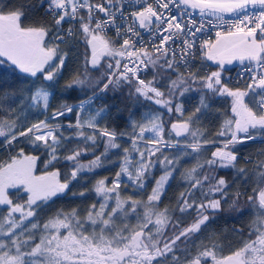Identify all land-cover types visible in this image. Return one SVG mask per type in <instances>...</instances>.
Returning a JSON list of instances; mask_svg holds the SVG:
<instances>
[{
    "label": "snow or ice",
    "instance_id": "6c2138e0",
    "mask_svg": "<svg viewBox=\"0 0 264 264\" xmlns=\"http://www.w3.org/2000/svg\"><path fill=\"white\" fill-rule=\"evenodd\" d=\"M117 95L148 109L130 131L103 123ZM213 97L230 98V115L209 136ZM0 113V264H264V0H0ZM250 144L262 147L245 155ZM185 158L195 166L178 172ZM174 174L183 189L161 210ZM69 196L96 202L40 216ZM225 211L255 216L227 254L197 243Z\"/></svg>",
    "mask_w": 264,
    "mask_h": 264
},
{
    "label": "trees",
    "instance_id": "16d2710c",
    "mask_svg": "<svg viewBox=\"0 0 264 264\" xmlns=\"http://www.w3.org/2000/svg\"><path fill=\"white\" fill-rule=\"evenodd\" d=\"M5 2H8V0H5ZM33 3H35V0H32ZM39 12V9H37ZM113 38V37H109ZM84 47L83 44H79L76 47L73 48L74 52H83ZM197 67L200 69V71L203 73L207 70H215L216 67H212L208 61H197ZM95 75V74H94ZM228 75V72L224 74V77ZM7 79H11L10 77ZM236 84L229 83L230 87L235 86ZM84 95L77 90L76 92L72 93L71 98H65L66 102L69 104H75L78 103L77 97L84 98ZM184 107L187 110V112H190L198 103H199V93L197 92H191L186 94L184 97ZM111 103L112 101L109 99L108 101ZM10 103V101H5V104ZM57 104L59 101L56 102ZM100 101H97L96 104L99 105ZM116 104L118 105L120 112L117 113L116 107H113L111 110V115L107 117L103 123H107L110 127L114 128L117 132H123V131H130L129 128V116L130 114H134V118L136 121H141L143 118L144 113L148 110L144 105H137L134 104L131 101H128L127 99H124L123 102L120 101L119 96L117 95ZM163 111V109H161ZM224 113H228L230 115V98L227 97H213L211 102V109L202 116L199 124L202 128V130L205 132L206 135L214 134L216 131L219 130V126L222 123V120L225 118L223 115ZM0 115H4V113H0ZM64 120V118H61ZM68 119L75 122V117L71 114L69 115ZM164 120H171L175 119V117H168L165 115L163 117ZM67 122L66 120L64 121ZM67 135V133H66ZM120 143L122 146L127 147V141L121 140ZM262 146L259 144H250L249 146L245 147L244 153L247 155L248 153H256L259 151V149ZM102 145L97 149V154L102 151ZM28 151V149H26ZM114 152L117 150H113ZM8 153H6L3 150H0V161L6 160L8 158ZM92 157L91 155L84 157L82 162L87 163L88 160H90ZM113 160H116L117 157L115 155L112 156ZM181 165L183 166L182 169H178V172L183 169H189L191 167L195 166V160L192 158H185L181 160ZM250 167V165H249ZM39 171H43V166H38ZM119 169L115 166V164H110L106 168L98 169L97 171L100 173V175L97 177L103 178L104 176L109 177L111 179L114 175L115 171H118ZM230 170H223L221 174L228 173ZM175 175V174H174ZM170 187L166 189V196L162 197V202L159 205V208L163 210L165 207L169 208H175V198L178 196L179 192L183 189V182L180 179L179 175H175L174 180H170L169 182ZM89 187H91V184H89ZM123 188V185H122ZM75 190V189H74ZM14 191V190H10ZM150 191V188L149 190ZM147 192H142L139 194V196L134 195V193L129 192L128 190H123L121 192V196L123 198H127L129 195H133V198L135 199H146ZM13 199H16L14 196ZM96 202L95 198L90 199H73L72 197H65L62 199L56 200L54 204L51 205L50 208H46L44 211L40 213V216L42 218H46L47 216H51L54 214V212L58 209H64V210H70L71 208H87L90 204ZM255 219V216L252 212H249L248 214L240 217L236 213H230L228 211L223 212L220 216L217 217L216 222L211 225L209 229L199 234V239L197 240V243H200L201 241L204 243L211 242H218L221 247H224L225 254L228 253V243L229 241L235 242L237 237L235 234L232 233L231 229L233 227L241 228L243 227L245 231L248 230V225L251 224L252 220ZM186 222H191L190 217L185 218ZM131 223H135V220L132 219L130 221ZM227 237V239H225Z\"/></svg>",
    "mask_w": 264,
    "mask_h": 264
},
{
    "label": "built area",
    "instance_id": "2783aa9c",
    "mask_svg": "<svg viewBox=\"0 0 264 264\" xmlns=\"http://www.w3.org/2000/svg\"><path fill=\"white\" fill-rule=\"evenodd\" d=\"M142 34L144 35L145 39H148V33L143 32ZM106 35L108 37H113V38L115 37V33L112 30H109L106 33ZM209 35L211 36V38L214 39L215 38V29H211L209 31ZM241 72H242V67H239V68H237V69H235V70H233L231 72H228V75L225 76L224 78H225L226 81H230L229 83H231V84H237V83H239V77H240V73Z\"/></svg>",
    "mask_w": 264,
    "mask_h": 264
},
{
    "label": "water",
    "instance_id": "95a60500",
    "mask_svg": "<svg viewBox=\"0 0 264 264\" xmlns=\"http://www.w3.org/2000/svg\"><path fill=\"white\" fill-rule=\"evenodd\" d=\"M208 62L212 67H216V65L213 62L211 61H208ZM239 67H242V65L238 62H234L232 65H226V68L228 69L227 72L233 71Z\"/></svg>",
    "mask_w": 264,
    "mask_h": 264
},
{
    "label": "rangeland",
    "instance_id": "374dc122",
    "mask_svg": "<svg viewBox=\"0 0 264 264\" xmlns=\"http://www.w3.org/2000/svg\"><path fill=\"white\" fill-rule=\"evenodd\" d=\"M170 182V181H169Z\"/></svg>",
    "mask_w": 264,
    "mask_h": 264
}]
</instances>
